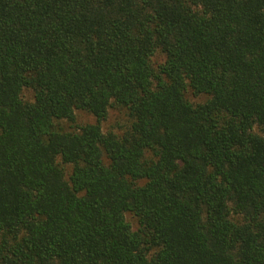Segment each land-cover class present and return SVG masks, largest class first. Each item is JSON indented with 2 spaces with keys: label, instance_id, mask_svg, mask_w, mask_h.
Here are the masks:
<instances>
[{
  "label": "trees",
  "instance_id": "1",
  "mask_svg": "<svg viewBox=\"0 0 264 264\" xmlns=\"http://www.w3.org/2000/svg\"><path fill=\"white\" fill-rule=\"evenodd\" d=\"M0 264H264V0H0Z\"/></svg>",
  "mask_w": 264,
  "mask_h": 264
},
{
  "label": "rangeland",
  "instance_id": "2",
  "mask_svg": "<svg viewBox=\"0 0 264 264\" xmlns=\"http://www.w3.org/2000/svg\"><path fill=\"white\" fill-rule=\"evenodd\" d=\"M161 60H162V57L159 56V55L154 58L155 62H159ZM24 95H25V97L28 98L30 93L28 91H25ZM75 114H76V122L78 124H80V125H83V124H86V123H94L95 122L94 118L90 114H88V113H86L84 111H76ZM116 119H118V114L111 111L109 113V116H108L107 120L104 121L101 124L102 125V130L103 131L109 130L112 126H114ZM125 218L131 224V226L133 228H136V220L131 214L126 213L125 214Z\"/></svg>",
  "mask_w": 264,
  "mask_h": 264
}]
</instances>
